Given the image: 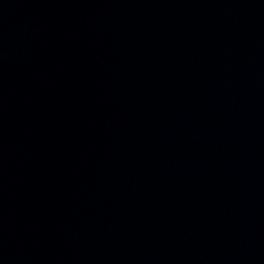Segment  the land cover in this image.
<instances>
[{"label":"water","instance_id":"95a60500","mask_svg":"<svg viewBox=\"0 0 264 264\" xmlns=\"http://www.w3.org/2000/svg\"><path fill=\"white\" fill-rule=\"evenodd\" d=\"M0 264H264V0H0Z\"/></svg>","mask_w":264,"mask_h":264}]
</instances>
